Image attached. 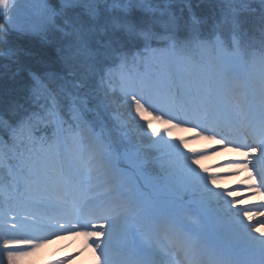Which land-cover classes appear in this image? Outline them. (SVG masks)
Returning a JSON list of instances; mask_svg holds the SVG:
<instances>
[{
    "label": "snow or ice",
    "instance_id": "6c2138e0",
    "mask_svg": "<svg viewBox=\"0 0 264 264\" xmlns=\"http://www.w3.org/2000/svg\"><path fill=\"white\" fill-rule=\"evenodd\" d=\"M0 18V264L68 234L92 264H264V200L240 203L264 197V0H0Z\"/></svg>",
    "mask_w": 264,
    "mask_h": 264
},
{
    "label": "rangeland",
    "instance_id": "374dc122",
    "mask_svg": "<svg viewBox=\"0 0 264 264\" xmlns=\"http://www.w3.org/2000/svg\"><path fill=\"white\" fill-rule=\"evenodd\" d=\"M4 24V19L0 18V25ZM7 25H5L6 27ZM147 116V113H145ZM175 136H188L190 132L186 129H175ZM197 141V140H196ZM198 143L193 144L192 140H189V146L200 148L204 146L207 141L198 140ZM217 160L213 156L205 157L202 160V163L205 166H210L215 163ZM218 170V169H217ZM244 177L241 175V172L238 176H227L223 177L220 181L221 184L225 186H230L241 181ZM233 195H236V192H233ZM261 201L259 195H245L244 199L240 201L241 204H248L249 202H259ZM69 235V234H68ZM68 235H58L55 238H51L46 242L42 243L30 256L24 257L21 259L20 264H51V262L59 259L64 260V264H88L84 261V252L88 248L89 250V260L93 261L94 252L92 248L88 247L83 236H74L72 239H68ZM78 253V254H77ZM71 256V259H65L66 257ZM92 264V262H91Z\"/></svg>",
    "mask_w": 264,
    "mask_h": 264
},
{
    "label": "bare ground",
    "instance_id": "6f19581e",
    "mask_svg": "<svg viewBox=\"0 0 264 264\" xmlns=\"http://www.w3.org/2000/svg\"><path fill=\"white\" fill-rule=\"evenodd\" d=\"M186 130H187V129H186ZM188 132H189V131H188ZM198 142H199L198 140H197V141H193V144L198 143ZM213 157L216 158V159H221V158H222V154H221V153H216V154L213 155ZM218 170H219V169H218ZM241 175H242L243 177H245V176L247 175V173H246L245 171H242V172H241ZM262 198H264V197H262ZM74 236H75V235H74ZM74 236H73L72 234H69V235H68V239H69V238L72 239ZM84 253L86 254V255L84 256V258H83L84 261L87 262L88 264H91L92 261L89 260V255H88V254H89V250H88V248L85 250Z\"/></svg>",
    "mask_w": 264,
    "mask_h": 264
},
{
    "label": "trees",
    "instance_id": "16d2710c",
    "mask_svg": "<svg viewBox=\"0 0 264 264\" xmlns=\"http://www.w3.org/2000/svg\"><path fill=\"white\" fill-rule=\"evenodd\" d=\"M3 46L2 45H0V48H2Z\"/></svg>",
    "mask_w": 264,
    "mask_h": 264
}]
</instances>
